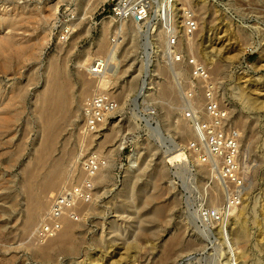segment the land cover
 Instances as JSON below:
<instances>
[{"label": "rangeland", "instance_id": "rangeland-1", "mask_svg": "<svg viewBox=\"0 0 264 264\" xmlns=\"http://www.w3.org/2000/svg\"><path fill=\"white\" fill-rule=\"evenodd\" d=\"M188 3H181L178 7L190 8ZM208 6L215 10L209 8V23L201 21L200 29L193 37L196 43L188 46L191 49L187 47L188 40L181 22L182 11L178 13L179 32L173 36H177L176 51L183 58V62L177 65L185 73L180 76L176 74L178 68H174L168 52L171 50L169 38L159 29L160 25L163 28L160 20L145 25L143 35L132 30L121 34L119 20L110 17L109 0H0V13L22 14L26 20L22 18L23 23H18L20 27L16 25L17 32H10L13 28L10 30L9 26L3 25L0 36L9 30L8 34L19 32L23 39H31L27 44L32 42L29 47L37 54L22 59V51L14 45L4 52L7 55L10 49L18 48L15 51L16 54L20 52V58L14 55L15 51L9 54L11 58L7 55L6 59L12 60L11 65L8 64L10 68L1 66L7 61L4 60L5 54L1 55L4 59H0V62L4 60L0 63L4 68L0 69V105L8 103L10 107H7L11 108L6 113L10 114L8 117H20L11 128H0V261H6L4 264H227L232 258L233 264H264V108L250 107L241 97L247 93L259 95L260 100H264V0H208ZM192 7L195 8V2ZM195 14L200 15L199 11ZM111 19L112 23L109 22ZM66 25L74 28V33L67 42H60L58 32ZM201 27L204 31L197 35ZM144 33L148 36L150 55L146 53L147 37ZM114 37L116 43H120L117 57L120 66L116 72L110 71L113 78L110 87L108 85L109 88L104 90L117 95L121 108L109 117L108 123L89 143L90 136L82 130L84 115L76 118L74 109H82L86 99L100 91L96 84L99 77L90 75L88 70L81 72L78 62L89 57L92 64L97 59L109 63L107 51L116 46ZM191 58H197L210 76L218 107L224 114L221 129L226 134L236 132V138L242 136L237 162L245 184L244 195L237 206L239 208L232 212L234 216L231 214L225 223L234 245L232 253L222 235V219L212 218L211 223L205 220V213L214 211V206L231 212L224 206L222 178L214 166V173L209 172V164L196 163V157L188 148L182 149L198 135L186 138L177 123L186 116L188 127L194 129L193 120L187 116L189 112H194L195 117L197 113L202 121L211 120L206 109L209 81L196 78ZM51 66L54 68L50 70ZM56 72L60 73L63 85L71 84L66 86L70 90L69 106L66 117L58 121V134L54 137L52 149L45 151L47 157H43V162L41 156L48 137L43 135L46 132H43L36 114L35 98L47 79ZM83 76L88 80L87 94L82 102L79 97L81 82L86 80ZM153 109L156 113L150 114ZM112 123H116L115 132L111 130ZM158 126L161 135L156 130ZM104 133L109 134L107 139ZM104 139L106 144L100 145ZM182 150L189 160H171ZM37 153L41 154L42 162L39 163H46L42 164L44 169L52 165L56 170L67 171L65 182L53 190L55 194L50 198L49 206L65 188L84 179L83 164L88 157L98 155L105 162L104 173L108 176L103 182L94 180L90 200L78 205L79 220L72 219L76 222L72 251L58 247L50 257L44 258L27 248L29 243L45 244L56 236L44 238L38 235V228L46 218L43 222L27 223L29 210L25 191L27 177L38 163ZM131 154L139 158L134 168L128 166ZM199 164L206 165L207 171H201ZM68 170L75 171L72 179ZM214 174L215 179L219 178L216 183L212 177ZM211 190L219 196L215 203L209 199ZM156 210L160 212L158 216L154 215ZM242 210L244 215H240ZM240 218H246L245 228L249 234L245 247L233 238ZM243 251L247 257L237 258L234 262L233 253L238 257Z\"/></svg>", "mask_w": 264, "mask_h": 264}, {"label": "bare ground", "instance_id": "bare-ground-1", "mask_svg": "<svg viewBox=\"0 0 264 264\" xmlns=\"http://www.w3.org/2000/svg\"><path fill=\"white\" fill-rule=\"evenodd\" d=\"M179 1H180V3H179ZM191 1H193V2H195V8H193L192 7V3H191ZM213 1H215V0H213ZM190 3L191 4V6H189L190 8H193L192 10L194 11V12H197L198 13V11H199V14L200 15H198L197 17H198V23H199V27H200V24L202 23L201 21L203 20V22L206 24V23H209V20H207V18H208V11H209V8H211L212 6H208V0H173V2H172V6H171V13H170V25L168 24V22H167V20H162V18H160V22H162V26H163V28L161 27V25L159 26V29L161 28L162 29V31L164 32V34H166V36H167V38H169L170 36H173V35H176V34H178V23H179V17H178V13H180V11H182V17H183V8H179L178 7V5L179 4H181V3H184L183 5H185L186 3ZM188 3V4H189ZM238 4V3H237ZM194 5V4H193ZM210 5V4H209ZM240 7H241V5H240ZM213 8V7H212ZM214 9V8H213ZM215 10V9H214ZM239 10V9H238ZM10 12V11H9ZM25 12V11H24ZM11 13V12H10ZM10 13H6V12H2V13H0V30H1V28H2V26L3 25H6V27L7 26H9V29H10V27L11 28H13L12 29V31H10L9 29V31L10 32H17L18 30L16 29L15 30V28H17V26H19L18 25V23H23L22 21H23V17H22V14H21V12H20V14H21V16H17V14H15V16H13L14 15V13L13 14H10ZM53 13V12H52ZM157 13H158V10H157ZM20 14H18V15H20ZM214 14V13H213ZM25 14H23V16H24ZM44 15H46V14H44ZM50 15V14H49ZM52 15V14H51ZM33 16V15H32ZM32 16H29V18L31 19L32 18ZM47 16H48V14H47ZM47 16H45V17H47ZM158 16V15H157ZM35 17V16H34ZM23 18V19H22ZM48 19V18H47ZM29 20V19H28ZM27 20V21H28ZM32 20V19H31ZM31 20H29V22L31 21ZM40 20H42V19H40ZM24 21L26 22V20L24 19ZM112 21V19L109 21V22H111ZM44 22H46V21H44ZM183 24H184V19H182V21H181ZM180 22V23H181ZM108 23V22H107ZM112 23V22H111ZM111 23H108V24H111ZM181 23V24H182ZM108 24H106L105 26H107ZM17 25V26H16ZM22 25V24H21ZM43 25V24H42ZM145 25H147L146 23H136V22H133L132 20H120L119 21V24H118V28H120L121 29V34L123 33H127V31H129V30H132L133 32H135L136 34L137 33H143L144 31L142 30V28H144V26ZM149 26V25H148ZM158 26V25H157ZM157 26H156V29H157ZM181 26V25H180ZM20 27V26H19ZM18 27V28H19ZM109 27V26H108ZM183 27V26H182ZM76 28V27H75ZM158 29V30H159ZM184 29V28H183ZM200 29V28H199ZM7 30V31H8ZM9 31L6 33V34H4V35H1L0 36V56L1 55H3V54H5V52L4 51H6V48H8V47H10V48H14L13 46L15 45L16 47H18L22 52L20 53L19 51V53L20 54H22V56L18 53V54H16L17 52L15 51L16 49H18V48H16V49H14V51H15V53H14V51H12V49H10L11 50V52L9 53L10 55H12L11 53H14V55L16 54V57L18 56L19 58H20V56L22 57V59L24 58V59H27V58H33V57H36L35 56V54H36V52L34 51L33 52V45L31 44V46H32V48L33 49H31V47H29L30 46V43H32V42H30V43H28L27 44V41H30V40H26V39H23V37H21V34H19V32H18V34L17 33H13V34H8L9 33ZM203 31H204V28H202L201 27V31L199 32V33H197V35H199V34H202L203 33ZM132 32V33H133ZM149 31H147V33H148ZM244 32V31H243ZM42 33V32H41ZM44 33V32H43ZM43 33H42V35H43ZM185 33V32H184ZM3 34V33H2ZM145 34V36L147 37V41H146V43H145V49H146V53H147V55H150V53H149V51H148V49H149V46H150V44H149V41H148V36L146 35V33H144ZM143 35V34H142ZM161 35V34H160ZM24 36V35H23ZM44 36V35H43ZM163 36V35H162ZM185 36V35H184ZM246 36V35H245ZM40 37V36H39ZM79 37V36H78ZM123 37V36H122ZM25 38H27V37H25ZM76 38V37H75ZM166 38V37H165ZM41 39V38H40ZM193 39V38H192ZM191 38H186V40H188V41H186V42H188L187 43V47L189 46V45H193L194 46V43H196L194 40H195V38L192 40ZM75 40H77V39H75ZM74 40V41H75ZM166 40V39H165ZM180 40H182V39H180ZM37 41H40V40H38L37 39ZM183 41V40H182ZM181 41V42H182ZM34 42V41H33ZM179 43H180V41H178ZM100 43V42H99ZM33 44H35V42L33 43ZM102 44V43H101ZM119 45H120V43H117L116 44V46L115 47H111L107 52V59H108V61H109V63H108V70L106 71V73H107V75L106 76H104V77H100V78H98V80L96 81V84L98 85V88L100 89V91H102V90H104V89H107V88H109L110 87V79H112L110 76H112L113 74H111L110 73V71H114V72H116L117 71V69L119 68V66H120V62L118 61V59H117V57H118V48H119ZM12 46V47H11ZM63 46V45H62ZM105 46V45H104ZM75 47V46H74ZM99 47H100V44H99ZM102 47V46H101ZM224 47V46H223ZM61 48V47H60ZM105 48V47H104ZM189 49H191L190 47H188ZM61 50H63V49H61ZM99 50V49H98ZM102 50V49H101ZM155 50V49H154ZM7 51L9 52V50L7 49ZM9 54H7L8 56H10ZM6 54L5 55H3L4 57H5V59H4V57L3 56H1L0 57V59L3 57V59L4 60H7L6 59V56H7ZM20 55V56H19ZM37 55V54H36ZM8 56H7V58H8ZM10 58H11V56H10ZM9 58V59H10ZM19 58H18V60H19ZM1 60V64H2V61H4V60ZM9 59L7 60V61H4L3 62V65H1V66H4V67H6L8 64H10L11 65V63H9L10 61L12 62V60H10L9 61ZM21 60V59H20ZM19 60V61H20ZM97 60H99V59H97ZM149 60V59H148ZM217 60V59H216ZM215 60V61H216ZM18 61V63H20ZM22 61V60H21ZM91 58H86V59H84V60H80L79 62H78V65L82 68L81 69V72H82V70H88L89 71V69H90V66H91ZM96 61V60H95ZM23 62V61H22ZM53 62V61H52ZM217 62V61H216ZM218 63H220V62H218ZM21 64V63H20ZM51 65H54V64H51ZM109 65H111V67L109 68ZM177 63H174L173 62V66H174V68H178V72L176 73L177 75H180V76H182L183 74H185L184 73V71L182 70V69H179V66L177 67ZM212 65V64H211ZM220 65H221V63H220ZM144 66V65H143ZM172 66V65H171ZM210 66V65H209ZM215 66V65H214ZM8 68H10V66L8 65L7 66ZM50 67V63H49V66H48V68ZM207 67V66H206ZM220 67V66H219ZM3 69L4 70V68L3 67H0V69ZM52 68H54V67H52L51 66V68H50V70L52 69ZM143 68H146V67H143ZM1 69V70H2ZM5 69H7V68H5ZM173 69V68H172ZM56 70H58V68H56ZM219 70V69H218ZM49 71V70H48ZM79 72H80V69L78 70ZM124 71V70H123ZM213 71V70H212ZM3 72V71H2ZM5 72V71H4ZM78 72V73H79ZM80 72V73H81ZM113 72V73H114ZM211 72V71H210ZM215 72V71H214ZM218 72V71H217ZM50 73V72H49ZM52 73V72H51ZM85 73H87V72H85ZM84 73V74H85ZM83 74V73H82ZM213 74V73H212ZM49 75V74H48ZM87 75V74H86ZM85 75V76H86ZM66 76V75H65ZM82 76V75H81ZM84 77V76H83ZM90 77H92V76H90ZM47 78H48V76H47ZM67 77H65L64 79H66ZM85 79H86V77H84ZM83 79V78H82ZM91 79V78H90ZM87 80L88 79H86V80H84L83 79V82H81V85H82V83H83V86H82V91H80V99L79 100H81L82 99V102H83V96H85V94H87V93H85V92H87ZM66 81H69V79L67 78V80ZM65 81V82H66ZM86 81V82H85ZM89 81H91V80H89ZM202 81V80H201ZM64 82V81H63ZM132 82V81H131ZM67 83V82H66ZM93 83V82H92ZM112 84V83H111ZM146 84V83H145ZM151 84V83H150ZM68 85V86H67ZM67 85H63L62 83H61V76H60V73L59 72H56V73H54L52 76H50L48 79H47V82H46V84L44 85V87L42 88V90L39 92V93H37V96H36V98H35V109H36V114L38 115V119L41 121V123H42V125H43V132H46V133H43V135L44 134H47V137L48 138H46L48 141H47V143H46V146H45V150L43 151V153H42V156H41V154H39L38 155V153H37V155L39 156V158H38V163H37V159L35 160L36 162L35 163H37L36 164V166L34 165V168H33V172H30L31 174L27 177L28 178V183H27V188H26V185H25V183L23 184V185H25V188L27 189L26 191H25V193L27 192V196H25V197H27V205H26V207L28 208V215H29V217H28V222L27 223H29V222H31V223H33V222H36L37 220H42V222H43V220L45 219V218H47V215L49 214V212H50V210H51V205L49 206V203H50V198L55 194V193H52L53 192V190L54 189H56L61 183H63V182H65V180H66V172H63V171H61L62 169H60V170H56L55 169V166H54V168L52 167V165H50V167H52L53 169H51L50 167V169L47 167V168H45L44 169V167L45 166H43V165H45V164H40L42 161V159H43V162H45L44 161V159L47 157V153L46 152H48V149H52V147H53V140H54V137L56 138V134H58V133H56V129H58V127H57V125L59 124V122L58 121H60L61 119L63 120V118H65L66 117V112L68 111V106H69V102H68V96L70 95V90H67V88H66V86L67 87H69L71 84L69 83H67ZM90 85V87H91V83L89 84ZM109 85V87H107ZM89 87V86H88ZM129 88V87H128ZM132 88V87H131ZM144 88V87H143ZM143 88H142V90H143ZM146 88V87H145ZM4 89V88H3ZM69 89V88H68ZM71 89V88H70ZM89 89V88H88ZM1 92H2V90H1ZM243 92V91H242ZM124 93V92H123ZM69 94V95H68ZM120 94H122V93H120ZM256 93H254V95H255ZM3 95V94H2ZM7 95V94H6ZM36 95V94H35ZM34 95V96H35ZM140 95V94H139ZM5 96V94L2 96V97H4ZM20 96V95H19ZM19 96H16V97H19ZM240 96V95H239ZM9 97V96H8ZM138 97V96H137ZM241 97H242V99H244V101L251 107H255V108H264V100H260V97H259V95L258 96H251L250 94H247V93H243L242 95H241ZM11 98H13V97H11ZM120 98V97H119ZM122 98V97H121ZM120 98V99H121ZM4 99V98H3ZM2 99V100H3ZM8 99V98H7ZM14 99V98H13ZM192 99H194V98H192ZM191 99V105H192V107L195 109V103H194V101ZM1 100V99H0ZM5 100V99H4ZM9 100V99H8ZM8 100H7V102H8ZM11 100V99H10ZM9 100V101H10ZM78 100V101H79ZM123 100V99H122ZM6 101V100H5ZM14 101V100H13ZM12 101V102H13ZM2 102V101H1ZM4 102V101H3ZM12 102H10V103H12ZM80 102V101H79ZM122 103H123V101H121ZM14 103V102H13ZM7 104V105H6ZM85 104V103H84ZM83 104V105H84ZM3 105H4V107H3ZM12 105H14V104H11V106ZM122 105V104H121ZM120 105V106H121ZM7 106H9L8 105V103H6V102H4V103H2V105H0V109L2 110H0V128H4L5 129V127H9V128H11L13 125H11L14 121H17L18 119H20V117L18 118L16 115H13V117H8V115L10 116V114H7L6 115V113H8V109H10V111H11V108H9V107H7ZM14 107H15V105H14ZM14 107H12V108H14ZM83 108H84V106L82 107V109H80L79 107L78 108H76V109H74L75 111H76V118L77 117H80L81 115L83 116L84 115V112H83ZM121 107H119V109H120ZM33 109H34V106H33ZM70 109V108H69ZM15 110V109H14ZM73 110V111H74ZM17 111H18V109H17ZM21 110H19V112H20ZM182 111V110H181ZM221 111V117H220V120H222L223 118H222V116L224 115L223 114V112H222V109L220 110ZM11 113H13V111L11 112ZM15 113H18V112H15ZM75 113V112H74ZM74 113H73V115H74ZM19 114H21V113H19ZM68 114V113H67ZM229 115V114H228ZM151 116V115H150ZM149 116V117H150ZM169 117V116H168ZM184 117V116H183ZM182 117V118H183ZM186 117V116H185ZM185 117L183 118V120H182V122H179V123H177L178 124V128L180 129H178L180 132H181V134L183 135V136H185L186 138L187 137H189V136H197L198 135V133H197V131L195 130V128L194 129H190L189 127H188V125H187V123L185 122ZM210 117H211V119H212V115L210 114ZM18 118V119H17ZM70 118H72L73 119V117H72V115H71V117ZM146 118V117H145ZM196 118L197 119H199V120H201L200 119V117L197 115V113H196ZM179 119H181V118H179ZM145 120V119H144ZM146 120H148V119H146ZM108 121V120H107ZM105 122L102 126H104V125H106L108 122ZM179 121V120H178ZM181 121V120H180ZM202 121V120H201ZM117 122V121H116ZM148 122H150L149 120H148ZM221 122V121H220ZM244 122V121H243ZM147 123V122H146ZM245 123V122H244ZM243 123V124H244ZM114 124H116V123H114ZM113 123H112V125L113 126H110V127H112L111 128V130H113V132H115L114 131V129H116L115 128V125H114ZM147 124H149V123H147ZM177 124H175V125H177ZM111 125V124H110ZM157 125H158V123H157ZM244 125H247L246 123L244 124ZM101 126V127H102ZM176 127V126H175ZM8 128V129H9ZM3 129V130H4ZM7 129V128H6ZM119 129V128H118ZM1 130V129H0ZM42 130V129H41ZM101 130V129H100ZM117 130V129H116ZM156 130L158 131V134H160L161 133V128L158 126L157 128H156ZM177 130V131H178ZM108 132V131H107ZM111 131H109V133H110ZM112 132V133H113ZM116 132H118V131H116ZM179 132V133H180ZM97 134H99V132H96V133H94V134H92V135H90V138H89V140L88 141H90L89 143H91L93 140H94V137H96V135ZM104 134H106V139H107V137L109 136V134L108 133H104ZM163 134V133H162ZM42 135V134H41ZM56 135V136H55ZM113 135V134H112ZM116 135H117V133H116ZM161 135V134H160ZM242 135V134H241ZM105 136V135H104ZM110 136H111V134H110ZM163 137V136H162ZM45 138V137H44ZM167 138V137H166ZM246 138V137H245ZM106 139H104V140H102V141H100L99 142V144L100 145H105L106 143H105V141H106ZM168 139V138H167ZM237 140V146H238V149H239V151H240V142H242V136L240 137V135H239V138H237L236 139ZM46 141V140H45ZM87 141V142H88ZM123 142V141H122ZM163 142H165V141H163ZM108 143V142H107ZM121 144V143H120ZM165 144V143H164ZM123 145V144H122ZM125 145V144H124ZM137 145V144H136ZM52 146V147H51ZM187 146V145H186ZM186 146H184V148H182V149H185V148H187ZM138 147V146H137ZM120 148V147H119ZM121 148H123V146H121ZM207 148H208V146H207ZM100 149V148H99ZM46 151V152H45ZM167 151V150H166ZM20 152V151H19ZM135 152V151H134ZM46 153V154H45ZM50 153V152H49ZM48 153V154H49ZM137 153V152H136ZM18 154V153H17ZM44 154V155H43ZM51 154V153H50ZM50 154L48 155L49 157H50ZM171 154V153H170ZM45 155H46V157H45ZM107 155V154H106ZM52 156V155H51ZM136 156H139V153H138V155H136ZM135 156V154L133 155V154H131L130 155V159H129V165L128 166H130V168L133 166V168H134V165H137L138 164V159L139 158H137ZM14 157H15V155H14ZM36 157V156H35ZM43 157H45V158H43ZM190 157H191V155H190ZM33 158H34V156H33ZM40 158H41V160H40ZM176 159H180V160H189L190 158H188V155L186 154V152H184L183 150L181 151V152H179V153H176L175 155H173L172 156V158H171V160H176ZM13 160V159H12ZM78 160V159H77ZM76 160V161H77ZM195 161H196V163L198 162V159L196 158V159H194ZM39 161H40V163H39ZM214 160H212V162H213ZM47 162V161H46ZM75 162V161H74ZM216 162H218V160H216ZM34 163V164H35ZM76 163V162H75ZM140 163V162H139ZM58 164V163H57ZM107 164V163H106ZM39 165V166H38ZM43 166V168H41L42 166ZM54 165H56V163L54 164ZM61 165V164H60ZM75 165V164H74ZM140 165V164H139ZM200 165V169H201V171H202V169L205 171L206 169H207V166L209 167H211L210 169L208 168V171L209 172H212V173H214V171H212L213 170V168H212V165L211 164H209V165H201V164H199ZM76 166V165H75ZM32 167V166H31ZM40 169H39V168ZM65 166H63V168H64ZM46 169H48V170H46ZM40 170H42L41 172H40ZM75 170V169H74ZM128 170V169H127ZM64 171H65V169H64ZM207 171V170H206ZM27 173H29L28 171H26ZM74 172L75 171H69L68 170V175H70V178L72 179L73 178V175H74ZM128 172V171H127ZM211 176V175H210ZM40 177H43V179H41ZM108 176H107V173H104V168L103 167H101L99 170H98V172L94 175V176H92L91 177V179L94 181V180H97V181H99V182H103V181H105L106 180V178H107ZM213 177V179H214V182L216 183V181H218V177L215 179V174H214V176H212ZM211 177V178H212ZM26 178V179H27ZM216 180V181H215ZM221 185V184H220ZM221 187V186H220ZM247 187V186H246ZM23 188V187H22ZM211 189H212V187H211ZM246 189V188H245ZM56 191V190H55ZM54 191V192H55ZM24 193V192H23ZM209 195H210V198L209 199H212L213 200V202L215 203V200H216V198L217 197H219V196H217V193L215 192V191H213V190H211L210 192H209ZM244 195V194H243ZM151 200V199H150ZM242 201V200H241ZM212 202V203H213ZM49 206V207H48ZM87 206V205H86ZM242 206V205H241ZM215 208H214V210H215V215L216 214H220V216H219V219H222V235H223V238H224V240H225V243H227V245H228V251L230 252V253H232L233 251H234V245H233V242H232V238H231V235H230V233H229V231H228V229H226V225H225V223H226V220L230 217V215L232 214L233 215V211L235 210V209H237V208H239V207H235L234 209H232V210H230V209H228V211L230 212V213H228V212H226V211H222L221 210V208L220 209H217L216 208V206H214ZM47 208H49L48 209V211H47ZM85 209H86V207H85ZM46 210V211H45ZM157 212L156 213H154V215L155 216H158L159 215V213L160 212H158V210H156ZM241 210H239V212H240ZM233 212V213H232ZM235 212H236V210H235ZM237 214V213H236ZM245 214V212L242 210V212H241V214L240 215H244ZM213 216L212 215V213H211V210H209V212H207V214H206V218L207 219H205V220H207V222H210L211 223V220H212V218H215V219H217L216 218V216ZM234 216V215H233ZM237 216H239V214L237 215ZM245 219L246 218H240L239 219V221H240V223H239V226H238V228H236V230L234 231V233H233V238H235V240L236 241H239V242H241L242 243V245L245 247L246 246V244L249 242V234H248V229L247 228H245ZM220 222V221H219ZM62 229L58 232V234H56V236L55 237H53V238H51L50 240H47L46 242H44L45 244H43L42 242V244L41 245H35V244H33L32 242V244H30L29 243V245L27 246V245H25V247L27 246V248H29V249H33L34 251H36V253L38 252V253H40V255L41 256H43L42 258H44V257H50V255H52L51 253L55 250V249H57L58 247H65V248H68V249H66V250H71L72 249V247H74V245H73V238H74V231H75V225H76V222H74L72 219H70L69 217H67V216H65V217H63L62 218ZM208 226V225H207ZM232 227V226H231ZM207 228V227H206ZM231 230V229H230ZM232 231V230H231ZM205 235H206V233H205ZM207 236H208V234H207ZM209 237V236H208ZM178 240V238L176 239V241ZM33 241V240H32ZM235 241V242H236ZM37 242V241H36ZM178 242V241H177ZM40 243V242H39ZM236 244H237V242H236ZM235 244V245H236ZM24 245V244H23ZM227 247V246H226ZM6 249V248H5ZM28 249V250H29ZM62 249V248H61ZM58 250V249H57ZM56 250V251H57ZM64 250V249H63ZM72 251V250H71ZM75 251V250H74ZM37 253V254H38ZM247 254H245V252L243 251V252H241V254H239L238 255V257H237V255L235 254V253H233V255H232V257H233V259H234V262H236V260H237V258H240V257H247L246 256ZM6 258V257H5ZM5 260V259H4ZM232 260V258H230V260L227 262V264H233V261H231ZM6 262V261H5ZM4 261H0V264H4L5 263ZM226 263V262H225ZM224 263V264H225ZM179 264H181V263H179ZM235 264H237V263H235Z\"/></svg>", "mask_w": 264, "mask_h": 264}, {"label": "built area", "instance_id": "built-area-1", "mask_svg": "<svg viewBox=\"0 0 264 264\" xmlns=\"http://www.w3.org/2000/svg\"><path fill=\"white\" fill-rule=\"evenodd\" d=\"M172 2L173 0H109V13L110 17L118 19L119 21L132 20L136 23L151 25L154 20L159 21L162 18V20H167L170 25ZM183 19L185 35L187 38L192 39L199 28L197 15L191 8L184 7ZM73 29L69 25L61 28L57 35L58 41L67 42L74 33ZM116 42L117 38L114 37L113 43ZM177 44V36H170L168 45L171 47V50L168 52L171 56L172 63L181 64L183 58L176 51ZM190 64L194 67L196 78H203L205 81H209L206 91V109L212 115V119L205 122L197 119L193 115L194 112L187 114L193 120L195 130L198 133V138L188 143L187 148L189 153L198 159V163L212 164L217 169L222 178V187L225 194L224 206L227 210H232L240 204L245 185L239 174L236 132L226 134L221 129L220 117L222 113L215 98L214 86L210 83V76L197 58H191ZM107 70L108 63H106V60L99 59L90 66L89 74L100 78L107 75ZM118 109L119 100L113 92L103 90L90 95L86 99L83 108V133L90 136L98 132L101 126ZM155 113L154 109L150 111V114ZM212 160L214 161L212 162ZM104 164L105 162L98 155H92L84 161V179L73 186L65 188L66 190L53 198L51 210L46 220L38 228V235L40 237L55 236L62 229V218L65 216L75 221L79 220L78 205L81 202L90 200L92 189L95 188V183L91 177ZM211 213L214 216L216 212L214 210ZM215 216L219 219V214Z\"/></svg>", "mask_w": 264, "mask_h": 264}]
</instances>
